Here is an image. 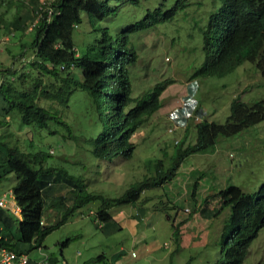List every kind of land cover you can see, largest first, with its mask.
Listing matches in <instances>:
<instances>
[{"label": "trees", "instance_id": "16d2710c", "mask_svg": "<svg viewBox=\"0 0 264 264\" xmlns=\"http://www.w3.org/2000/svg\"><path fill=\"white\" fill-rule=\"evenodd\" d=\"M2 2L7 4L2 13L10 12L13 5L18 7L11 12V18H0L1 27L10 29L12 35L15 29L24 33L30 27L33 39L21 45L22 52L32 49L30 55L22 57L24 67L30 66L31 72L21 71L13 63L0 79V116L7 122L6 117L18 113L22 124L31 130H46L50 137L61 133L64 139L75 142L79 151L87 153L89 163L92 156L99 162L131 158L138 144L135 132L164 107L166 101L161 93L174 80L163 79L144 90L143 75L150 77L149 71L155 72L153 66L141 71L139 63V39H147L146 33L153 32L159 24L187 21L190 27L203 32V60L191 78L224 76L247 60L264 74V0H42L38 7L24 1L18 4L17 0ZM128 5L135 9L134 21L124 24ZM196 13L203 15L195 16ZM138 85L143 90L135 94ZM190 94L197 100L194 111L187 104L173 106L171 111L168 108L166 116L174 122L169 131H181L169 158L148 157L143 176L114 197L94 192L82 174L48 163L52 156L49 149L32 145L29 150L12 144L8 133L0 134V179L2 175L15 174L13 194L22 215L15 228L13 214L0 206V225L6 236L3 243L19 253L41 248L46 236L66 222L76 207L88 203H98L96 214L100 221H113L112 207L149 202L151 197L140 200L143 191L172 180L187 156L215 145L220 136L241 133L264 121V98L248 103L236 97L231 113L220 123L202 117L198 92ZM40 97L57 101L63 108L73 105L84 109L82 124L75 129L63 117L62 108L41 105ZM185 114L188 116L183 123L181 116ZM250 158L254 168L257 162L264 163V138L253 147ZM74 162L84 165L81 159ZM197 185L198 181L191 193L193 200H197ZM57 186L66 187L69 195H56ZM217 196L223 207L231 206L223 224L224 255L218 263L243 264L252 241L264 228V176L253 191L230 184ZM67 197L72 202L63 218L45 223L48 200L52 206ZM170 204L180 209L176 201ZM70 241L65 240L63 246Z\"/></svg>", "mask_w": 264, "mask_h": 264}, {"label": "rangeland", "instance_id": "374dc122", "mask_svg": "<svg viewBox=\"0 0 264 264\" xmlns=\"http://www.w3.org/2000/svg\"><path fill=\"white\" fill-rule=\"evenodd\" d=\"M2 1L0 18H11V12H15L18 6L13 5L10 12L2 13L6 11L7 5ZM20 1L37 7L42 3V0H17L18 4ZM124 11V24L133 22L135 9L128 5ZM199 15L203 13H196L195 16ZM36 20L38 23L39 18ZM13 31L14 35L0 24V79L6 76L8 66L13 63L17 69L31 72L30 66L24 67L22 57L30 55L32 49L22 52L21 45L33 39L32 30L29 27L24 33L17 29ZM146 36L148 38L145 40L139 39L140 68L142 71L146 66H153L155 73L149 71V77L140 71V77L143 75L145 79L144 90H150L154 82L163 79L174 81L161 93L166 105L155 112L149 123L135 132L134 140L138 144L131 158H113L110 162L101 160L100 164L92 156L90 168L87 153L79 151L75 142L64 139L61 133L50 137L46 130H31L22 124L18 113L6 117L7 122L0 116V134L8 133L7 139L23 148L29 149L34 145L49 149L52 156L48 158V163L62 165L72 173L82 174L89 180L94 192L114 197L123 193L136 178L143 176L147 170L148 157L160 156L167 160L171 155L175 138L181 131L179 128L169 131L174 122L166 116L169 113L167 108L182 103L189 89L197 90L191 80L195 79L198 86V98L203 107L201 116L211 121L224 123L236 97L248 103L264 98V74L249 60L224 76L191 78L203 60L201 47L204 36L198 27H190L187 21L159 24ZM32 57L27 61L32 60ZM142 88V85H138L135 94L141 93ZM75 101L80 104V98ZM38 102L48 108H62L63 117L75 129L83 122L84 109L73 105L63 108L57 101L42 97ZM262 126L264 121L241 133L220 136L215 145L187 156L172 180L162 187L143 191L140 200L151 197L149 202L112 207L110 210L115 215L113 221L99 220L96 214L99 205L96 202L76 207L66 222L46 236L41 248L28 252L29 262L35 260L39 264H46L43 261L47 259V264H219L218 260L224 255L223 224L231 213V206L223 207L217 193L230 184H238L245 190L253 191L255 185L261 183L264 163L257 162L254 168L250 156L253 147L263 141ZM31 135L34 139H31ZM80 159L84 165L74 162ZM197 181V200H193L191 193ZM16 183L14 173L2 175L0 179V198L7 199L6 208L13 214L15 228L22 219L21 212L14 211L18 207L13 194ZM54 192L66 196L69 193L63 186H57ZM170 201H176L180 209L171 207ZM71 202V197H67L62 203L51 206L48 200L44 222L52 224L63 218ZM68 238L71 241L63 246ZM263 262L264 228H261L243 264Z\"/></svg>", "mask_w": 264, "mask_h": 264}, {"label": "built area", "instance_id": "2783aa9c", "mask_svg": "<svg viewBox=\"0 0 264 264\" xmlns=\"http://www.w3.org/2000/svg\"><path fill=\"white\" fill-rule=\"evenodd\" d=\"M7 199L0 198V206L8 207ZM20 208H16V212H19ZM43 222V221H42ZM3 227L0 225V264H26L29 261V254L26 252H17L12 248H9L3 243L6 239L5 234L2 231ZM135 255V252L133 253ZM43 263H48L47 259Z\"/></svg>", "mask_w": 264, "mask_h": 264}, {"label": "clouds", "instance_id": "9594fccd", "mask_svg": "<svg viewBox=\"0 0 264 264\" xmlns=\"http://www.w3.org/2000/svg\"><path fill=\"white\" fill-rule=\"evenodd\" d=\"M40 18V17H39ZM191 82L194 84V85H192V86H194V87H196L197 88V90H195V89H193V88H191V89H189V91L187 92V94L184 96V100H183V102L182 103H180V104H178L177 106L179 107V106H183L184 104H187L188 105V107L190 108V109H192V111H194L195 110V108H193L194 106H195V104L194 103H197V100H196V98L195 97H193L192 98V95L190 94L191 92H192V94H194V92H198V86H197V84L195 83V79L194 80H191ZM192 103V104H191ZM166 105V104H165ZM164 105V106H165ZM193 105V106H192ZM167 108V107H166ZM169 108V111H171L172 109H173V107H168ZM167 108V109H168ZM190 113H192L191 112V110H190ZM187 116H188V114H185V115H182L181 117H182V121H183V123H185V118H187ZM20 212H21V209H20Z\"/></svg>", "mask_w": 264, "mask_h": 264}, {"label": "crops", "instance_id": "0c3cea01", "mask_svg": "<svg viewBox=\"0 0 264 264\" xmlns=\"http://www.w3.org/2000/svg\"><path fill=\"white\" fill-rule=\"evenodd\" d=\"M18 208H20L19 206H18ZM8 209V208H7ZM15 212H16V209L14 210ZM10 212H11V210H10ZM20 212V211H19ZM12 213V212H11ZM18 213V212H17ZM29 261H30V259H29ZM27 262L26 264H29V263H31V264H39V262H36L35 260L33 261V262Z\"/></svg>", "mask_w": 264, "mask_h": 264}]
</instances>
